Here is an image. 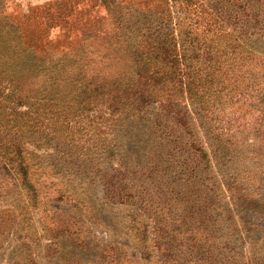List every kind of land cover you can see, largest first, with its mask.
Segmentation results:
<instances>
[{"label": "rangeland", "instance_id": "rangeland-1", "mask_svg": "<svg viewBox=\"0 0 264 264\" xmlns=\"http://www.w3.org/2000/svg\"><path fill=\"white\" fill-rule=\"evenodd\" d=\"M49 1L56 0H0L1 75L25 54L64 63L81 48L74 63L91 65L88 76L127 78L143 28L155 32L160 19L176 33L200 15L189 28L203 32L220 14L219 42H264V0H57L58 13L52 3L35 8ZM48 14L60 15L50 24ZM46 76L30 78L23 93L48 88ZM64 82L57 96L68 100ZM167 101L181 108L187 128L162 113ZM193 106L166 86L152 90L139 117L104 113L100 128L84 121L78 147L64 131L40 147L26 142L31 186L23 171L8 174L0 154V264H264V129L255 128L260 114L251 108L260 106Z\"/></svg>", "mask_w": 264, "mask_h": 264}, {"label": "trees", "instance_id": "trees-1", "mask_svg": "<svg viewBox=\"0 0 264 264\" xmlns=\"http://www.w3.org/2000/svg\"><path fill=\"white\" fill-rule=\"evenodd\" d=\"M56 1L43 3L35 8L51 7L49 5L52 3L50 11L54 9L55 13H58L62 0L57 3ZM59 15L48 14L46 18L52 24L57 22ZM213 16L215 28L212 30V25L205 23L203 32H195L189 28L202 23L203 18L200 15L190 18L189 26L179 27L176 33L170 25L171 21L163 19L158 20L159 25L155 32L143 28L144 33L141 36L144 40L133 48L141 51H135L134 66L129 68L132 75H126L127 78L97 74L88 76V73L93 71L91 65L74 63L82 57L81 48L71 54L73 59L64 57V63L48 54L36 56L34 53H28L23 55L25 59L19 63L14 60L10 65L7 64L10 72L1 75L4 70L0 71V82L8 81L6 86L0 85V126L5 127L0 132V154L5 158L2 161L3 168L12 175L27 171L23 154L26 142H41L42 138L51 140L59 131H64L68 133L70 146L78 147L81 137L75 134L80 130L85 131L84 121L89 122L88 128L94 123L100 128L102 122L98 119L104 113L112 116L117 112V115L127 112L129 116L126 118L139 117L146 111L145 106L149 104L152 90H161L166 86L171 87L172 92H184L197 113L201 110H212L221 104H229L239 109L240 104L256 102L260 107L251 108L260 114V117L254 126L263 130L264 42L256 45L254 41L237 35H234L230 42H219L220 33L216 34V30L221 27L223 17L220 14ZM233 17H238L239 22L240 15ZM206 31L212 36H207ZM11 65L18 66L21 73L18 75ZM68 71H73L69 79L64 75ZM37 75H47L50 86L40 91L28 89L23 93L27 81ZM63 81L71 91V99L57 96V84L62 85ZM5 88L7 92H3ZM20 105H26V109L18 110ZM219 107L220 110L225 109L223 106ZM162 113H171L180 125L187 128L185 115L176 104L171 101L163 103ZM214 138L218 141L220 136L214 135ZM50 140L38 143V146L51 143ZM60 147L59 152L66 156V149ZM93 147V153L102 149ZM192 147L194 151L200 152L198 154L204 155L202 148L194 144ZM10 161L17 164L14 165ZM22 176L25 180L26 174ZM26 182L31 186L27 179Z\"/></svg>", "mask_w": 264, "mask_h": 264}]
</instances>
